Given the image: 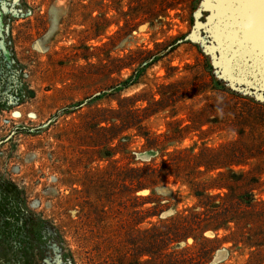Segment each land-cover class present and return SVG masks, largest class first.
<instances>
[{
    "label": "rangeland",
    "instance_id": "374dc122",
    "mask_svg": "<svg viewBox=\"0 0 264 264\" xmlns=\"http://www.w3.org/2000/svg\"><path fill=\"white\" fill-rule=\"evenodd\" d=\"M255 1L0 0V264H253L257 247L245 240L264 228L263 213L184 239L161 229L199 202L193 177L209 183L227 167L188 175L181 161L150 181L144 169L139 189L127 170L236 141L245 163L230 167L257 176L252 192L264 201V3ZM147 51L159 59L122 86ZM223 67L252 84L223 80ZM134 95V108L172 101L144 121L148 136L132 127L114 138L104 118Z\"/></svg>",
    "mask_w": 264,
    "mask_h": 264
},
{
    "label": "trees",
    "instance_id": "16d2710c",
    "mask_svg": "<svg viewBox=\"0 0 264 264\" xmlns=\"http://www.w3.org/2000/svg\"><path fill=\"white\" fill-rule=\"evenodd\" d=\"M175 48V46H173ZM159 59V55L156 53L148 52L147 56L143 57L140 61V66L135 70V72L125 81L121 82V85H126L130 83H135L138 81L140 75L146 69L147 66L151 65L155 61ZM220 84L223 82L218 81ZM117 89V88H116ZM224 94L232 95V97H241L243 99H248L254 101L248 97L241 96L240 94H234L227 91L226 87H218ZM223 98H228L227 96H223ZM141 99L140 95H134L131 97L123 98L120 101V107L117 112L115 110H109L111 112H115L116 115L111 117H105L104 121L112 123L110 127L113 130L112 137L120 136L123 131L126 129H130L132 127H136L139 133H142L148 136L149 131L144 123L150 116L159 111L161 108H167L169 104V100L171 98H163L161 100H157L154 102H150L148 106L134 108L135 102ZM128 100L131 101L132 107L122 108L123 101ZM172 101V100H170ZM259 104L258 102L254 101ZM260 105V104H259ZM118 118L119 125L116 121H111V119ZM203 120V119H202ZM101 121H103L101 119ZM213 121L207 119L206 122ZM104 129L106 126L103 127ZM189 127L185 128L187 130ZM109 129V127H108ZM116 131L114 132V130ZM184 129H181V133ZM240 132V131H239ZM182 136V134H181ZM126 139V137H123ZM239 143L236 141H231L228 144L220 145L218 147H210L208 145H204L201 147L200 151L197 153H193L189 148H177L170 153L171 158L168 160H163L160 164L148 165L147 167H134L131 168L130 173L127 177L131 178L133 181L134 189H139L144 187V183L141 180L142 175L141 172L144 169H147L149 172L145 173L146 177L149 179L160 177L162 174L168 176L170 174L175 173V167L180 164L181 161H187L190 163L188 175L191 173H202L199 167H205V170H210L213 168H226L227 171H219V176L215 177L211 182H201L197 181L195 177L191 179L193 186L195 187V194L199 198V202L188 208L187 214L182 215L179 214L178 217L173 218L169 222H164L163 227L161 226L162 231L168 235V232L171 230H176V236L181 239H184L188 236L189 231H195L197 229L202 230L207 226H212L213 230L217 228H229L230 222H235L238 228H243L244 226L240 224H247L249 221H252L257 213L264 214V201L257 202V199L252 192V189L255 188L257 184H260V179L257 176H251L254 182L249 181V175L251 171L239 172L230 167L233 164H243L245 160L241 157L242 152L240 151ZM108 156H111V151L107 152ZM151 155V154H150ZM125 169H121L118 173L122 175ZM177 175V174H176ZM179 175V174H178ZM151 176V177H150ZM219 178H227L226 183L216 184ZM236 183V184H235ZM244 183L241 186H244V189L241 192L236 191V185ZM219 185L220 187L227 188V191L222 195L218 193H210L208 189L210 187H214ZM220 201H219V200ZM257 205H260L262 210L257 211ZM199 206L203 208V210L199 209ZM150 212V211H149ZM168 212V211H166ZM166 212H163V216ZM150 214V213H149ZM153 214V213H152ZM240 225V226H239ZM181 231V232H179ZM250 235L245 240L246 243L255 245L257 247V252L252 254L251 263L257 264L259 261L263 260L264 257L262 255L264 249V228L258 234L253 233L254 229L252 227L248 228ZM190 232V233H191Z\"/></svg>",
    "mask_w": 264,
    "mask_h": 264
},
{
    "label": "water",
    "instance_id": "95a60500",
    "mask_svg": "<svg viewBox=\"0 0 264 264\" xmlns=\"http://www.w3.org/2000/svg\"><path fill=\"white\" fill-rule=\"evenodd\" d=\"M204 3H205V0H204ZM219 51L221 52V49H219ZM223 70H224L223 80H228L229 82L238 81V82H241V84H252L251 80H242L241 78L237 77V75L227 73L225 67H223ZM172 212H173V210H170L167 213H165V215L172 213ZM226 254H227L226 251H221L219 253L220 256H222V255L225 256Z\"/></svg>",
    "mask_w": 264,
    "mask_h": 264
},
{
    "label": "bare ground",
    "instance_id": "6f19581e",
    "mask_svg": "<svg viewBox=\"0 0 264 264\" xmlns=\"http://www.w3.org/2000/svg\"><path fill=\"white\" fill-rule=\"evenodd\" d=\"M206 1H208V0H206ZM255 2H256V4L260 5V4L264 3V0H256Z\"/></svg>",
    "mask_w": 264,
    "mask_h": 264
}]
</instances>
